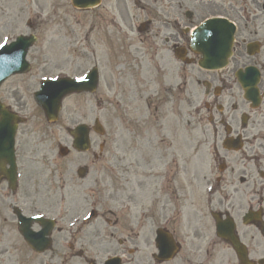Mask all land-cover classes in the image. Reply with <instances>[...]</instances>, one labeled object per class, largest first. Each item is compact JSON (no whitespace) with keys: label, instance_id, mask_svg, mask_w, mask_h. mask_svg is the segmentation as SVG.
<instances>
[{"label":"flooded vegetation","instance_id":"af4514ba","mask_svg":"<svg viewBox=\"0 0 264 264\" xmlns=\"http://www.w3.org/2000/svg\"><path fill=\"white\" fill-rule=\"evenodd\" d=\"M27 2L31 0H0V19L14 25L17 17L7 21L13 6L21 10ZM149 8L148 27L153 38L163 45V56L174 58L169 74L174 82H161L165 96L150 106L147 121L140 108L142 102L136 104L130 124L139 125V132L122 129L123 138L131 136V145L118 152L132 154L133 159L119 168L116 208L111 212L106 207V213L94 214L86 223L72 217L65 228L54 227L56 233L70 238L67 259L22 260L19 264H89L91 257L84 253V243H91L98 251L104 249V228L110 239L116 234L125 237L116 243L119 252L137 253L140 246L147 251L154 249L157 232L170 237L176 252L165 264H264L259 263L264 260V0H151ZM211 17H223L235 25L231 57L223 69L196 68L192 72L185 61L190 42L187 31ZM250 68L258 73V83L248 90L241 88L237 75L248 73ZM169 88H177V93ZM133 95V99L151 98L149 88H135ZM169 101L182 108L185 103L191 106L199 102L201 106L202 113L197 106L194 123L189 124L190 130L200 132L195 153L188 158L178 154L167 133H161L163 125L154 116L158 107ZM117 115L125 121L123 112ZM154 129L157 134L152 133ZM84 161L77 156L55 164L56 183L61 189L56 200H65V192L72 189L71 183L79 175V163ZM206 164L210 170L204 174L200 170ZM84 171V178L91 174L98 184L100 175ZM203 182L211 184L212 191L204 204H197L191 196L201 197ZM92 199L94 205L102 204L105 196ZM163 236L168 250L169 242ZM230 240L239 243L242 262ZM154 257L153 251L147 264H161ZM131 263L135 262H127Z\"/></svg>","mask_w":264,"mask_h":264},{"label":"rangeland","instance_id":"374dc122","mask_svg":"<svg viewBox=\"0 0 264 264\" xmlns=\"http://www.w3.org/2000/svg\"><path fill=\"white\" fill-rule=\"evenodd\" d=\"M132 15L131 16H134L136 13H133L131 12ZM28 15V14H27ZM77 20L79 21V23H82L81 21H83V18H82V13H74L73 14ZM143 19V16L141 14V18L139 19L142 20ZM81 20V21H80ZM128 21V20H127ZM126 21V22H127ZM44 28L45 26H42L41 28L38 29V34H40L42 31H44ZM75 30H77V28H79V25H75L74 26ZM7 31V32H5ZM26 31H28L27 29L24 30L22 29L21 27H18V28H1L0 29V35L3 34L4 32V36L3 37H6L7 39L11 40L13 39V37H15L16 35H18L19 33H26ZM31 32V30H29ZM33 31V30H32ZM47 32H50V29H47L46 30ZM37 33V32H35ZM59 36H63L64 38H56V35H51L50 33L46 36V39L50 40V39H54L55 41H57V44L60 46V48L62 50H67L68 48H72L74 46H77V45H72L70 44V40L67 38V36H64V33L62 34H58ZM57 35V36H58ZM83 41H84V44H80L79 43V46L80 45H85V41L86 39L83 38ZM43 41L41 42H37L34 47L29 51L28 53V57L27 59L29 60V62L31 63V65L33 66L34 63L36 64V66H38V64L41 63V60H42V54H43ZM87 46V45H86ZM78 47V46H77ZM118 49V47L116 48V50ZM50 52L52 54V56L54 57L53 58V61L52 60H49V63L53 64V65H57L58 68H64L66 69V67L69 65V62L72 60L71 57H68V56H64L62 54H60L56 49L54 48H51L50 49ZM49 56V55H48ZM48 58V57H47ZM46 58V60H47ZM75 62H78L79 61H75ZM84 63L85 65H90L92 63H94L93 59L90 57V56H87L84 58ZM105 63V61H104ZM72 65V64H70ZM73 66V65H72ZM49 71H40V70H36L33 68V71L30 70L29 73L25 74V75H20V76H15L13 78H11L9 81H7L5 84H7L4 88H8L9 86L13 85V86H22V87H26L27 85V88H32V89H35L38 87V79H39V76L45 74V73H48L50 75H54V70H53V67L51 65H49ZM76 69V70H75ZM78 70L77 68H74L73 66V69L71 67V70H67V72H63L61 74H64V75H67V76H71V74H78ZM97 95L99 94V91L96 93ZM83 97L82 96H79V97H75L74 98V101H73V97H72V101L73 103H75L76 105L77 104H80V98ZM68 99V98H67ZM69 100V99H68ZM68 100L66 101V104L68 103ZM25 109L28 111L31 110L30 106L26 105L25 106ZM89 111H90V114H91V117H97L98 115V105H96V102H95V98L94 97H89V107H88ZM68 109L67 107L65 106L64 107V111L63 113L61 114V118L65 119L67 117V114H68ZM193 113V110L190 108V109H186V116H185V120H188L189 117H188V114L189 113ZM107 119H110V117L112 116V114L110 112H105V115H104ZM42 122V121H41ZM74 122H76V120H74ZM67 124V123H66ZM43 125V123H42ZM63 125V123L51 128V132L53 134H55L53 137H55L56 141L60 140V127ZM43 128H44V125H43ZM93 138L96 139V144L94 146V148L97 147V144L99 142V138L96 137V136H93ZM33 138H38L39 139V136H34ZM48 142V141H46ZM38 148H43L40 143L38 145ZM38 148H35V149H38ZM54 148V147H53ZM38 168H40L39 166H37ZM107 194L109 195H112L114 196V188H109V190L107 191ZM36 207V206H34ZM14 238L12 237H1L0 238V249H3L6 251L5 254L1 255L0 254V264H5L6 261H11V262H17L18 259H19V254H18V251L20 250V248L18 249V243L15 241L14 243ZM19 243H20V239H18ZM103 252H101L99 255H101ZM44 258H46V255L43 256Z\"/></svg>","mask_w":264,"mask_h":264},{"label":"snow or ice","instance_id":"6c2138e0","mask_svg":"<svg viewBox=\"0 0 264 264\" xmlns=\"http://www.w3.org/2000/svg\"><path fill=\"white\" fill-rule=\"evenodd\" d=\"M3 47V45H0V48H2Z\"/></svg>","mask_w":264,"mask_h":264}]
</instances>
